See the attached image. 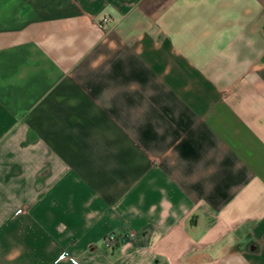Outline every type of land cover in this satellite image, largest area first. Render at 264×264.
Wrapping results in <instances>:
<instances>
[{"label": "crops", "instance_id": "crops-1", "mask_svg": "<svg viewBox=\"0 0 264 264\" xmlns=\"http://www.w3.org/2000/svg\"><path fill=\"white\" fill-rule=\"evenodd\" d=\"M0 264H264V0H0Z\"/></svg>", "mask_w": 264, "mask_h": 264}, {"label": "built area", "instance_id": "built-area-1", "mask_svg": "<svg viewBox=\"0 0 264 264\" xmlns=\"http://www.w3.org/2000/svg\"><path fill=\"white\" fill-rule=\"evenodd\" d=\"M109 20L110 18L108 16H104L100 21H99V24L101 26H105V27H108V23H109ZM117 237V234L115 232H111L109 233L106 237H105V240H106V243L109 245L111 243H113V241L116 239Z\"/></svg>", "mask_w": 264, "mask_h": 264}]
</instances>
